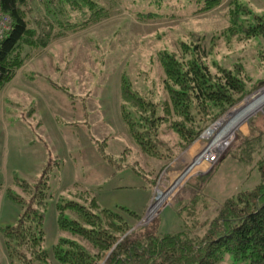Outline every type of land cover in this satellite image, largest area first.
<instances>
[{
    "label": "rangeland",
    "instance_id": "obj_1",
    "mask_svg": "<svg viewBox=\"0 0 264 264\" xmlns=\"http://www.w3.org/2000/svg\"><path fill=\"white\" fill-rule=\"evenodd\" d=\"M98 1L110 8L108 16L37 49L0 88V226L15 223L22 210L6 189L23 195L21 183H33L46 169L42 247L49 264H62L53 256L60 237L81 241L57 224V202L75 198L74 184L132 228L153 223L164 233L180 226L175 207L190 189L207 198L206 204H196L200 219L207 220L220 202L260 179L255 165L238 159L235 146L243 136L264 131V84L208 123L169 161L141 152L121 117L122 73L131 89L159 101L165 92L157 55L175 51L177 40L190 31L202 34L203 44L211 46L209 60L229 66L240 58L253 78L264 72V63L260 71L255 68L264 41L232 40L228 45L213 38L227 23L228 0L202 12L195 11L194 0ZM240 1L253 12L264 5L263 0ZM147 12L154 17H136ZM161 128V136L174 141L165 124ZM151 199L152 207L162 206L141 224ZM0 264H8L1 233Z\"/></svg>",
    "mask_w": 264,
    "mask_h": 264
},
{
    "label": "trees",
    "instance_id": "obj_2",
    "mask_svg": "<svg viewBox=\"0 0 264 264\" xmlns=\"http://www.w3.org/2000/svg\"><path fill=\"white\" fill-rule=\"evenodd\" d=\"M194 2L195 11L202 12L219 0ZM226 5L227 23L213 38L228 45L232 40L264 41V5L259 12L240 0H228ZM0 8L10 19L8 30L0 37V88L37 49L110 14V8L98 0H0ZM136 17L146 20L154 16L147 12ZM211 49L203 44L202 34L190 31L177 40L175 51H160L157 60L165 96L159 101L131 89L122 73L121 117L141 152L171 160L208 123L264 84V72L253 78L240 58L229 66L209 60ZM262 51H258L257 71L264 63ZM162 124L172 132L174 141L161 136ZM263 133L237 135L242 138H237L240 143L235 146L243 164L257 167L258 183L220 202L215 215L207 220L200 219L196 206L207 198L186 183L191 192L175 207L181 221L175 231L161 233L153 223L132 228L119 213L100 207L88 189L74 184L75 198L57 202V224L81 241L60 237L53 245V256L62 264H264ZM48 177L45 169L33 183L22 182L23 195L6 189L22 207L15 223L0 226L8 264H49L42 247Z\"/></svg>",
    "mask_w": 264,
    "mask_h": 264
},
{
    "label": "built area",
    "instance_id": "obj_3",
    "mask_svg": "<svg viewBox=\"0 0 264 264\" xmlns=\"http://www.w3.org/2000/svg\"><path fill=\"white\" fill-rule=\"evenodd\" d=\"M41 1V0H39ZM10 26V19L9 16L3 12L0 8V37L5 33V31L8 30ZM209 159L213 158L212 154L209 155L208 157ZM189 167V168H188ZM188 168V170L191 169V164H189V166L186 167V169ZM185 169V170H186ZM154 202V199H151L150 203L148 204L144 215L141 216L140 218V223H144L146 221H151L153 216H155L157 214V212L159 211V209L161 208L162 205L157 204L156 206L152 207V203ZM145 224V223H144Z\"/></svg>",
    "mask_w": 264,
    "mask_h": 264
}]
</instances>
